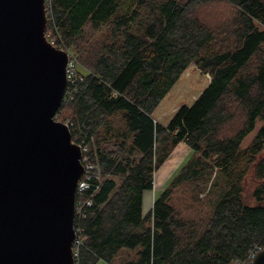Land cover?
I'll return each instance as SVG.
<instances>
[{"label": "trees", "instance_id": "1", "mask_svg": "<svg viewBox=\"0 0 264 264\" xmlns=\"http://www.w3.org/2000/svg\"><path fill=\"white\" fill-rule=\"evenodd\" d=\"M46 5L48 40L77 61L55 118L90 145L89 178L101 179L92 199L77 197L93 203L75 217L76 264H247L264 245V0ZM89 22L106 24L96 40ZM193 65L209 85L159 124L154 111ZM181 142L191 156L144 214Z\"/></svg>", "mask_w": 264, "mask_h": 264}, {"label": "water", "instance_id": "2", "mask_svg": "<svg viewBox=\"0 0 264 264\" xmlns=\"http://www.w3.org/2000/svg\"><path fill=\"white\" fill-rule=\"evenodd\" d=\"M46 0H0V264H75L81 146L55 115L69 53ZM252 264H264V249Z\"/></svg>", "mask_w": 264, "mask_h": 264}, {"label": "rangeland", "instance_id": "3", "mask_svg": "<svg viewBox=\"0 0 264 264\" xmlns=\"http://www.w3.org/2000/svg\"><path fill=\"white\" fill-rule=\"evenodd\" d=\"M209 82L210 75L201 72L194 65L190 66L154 111L155 119L162 124L169 123L181 107L185 105L190 106L196 101L209 85ZM262 125L263 121L259 120L254 130L245 137L242 143L243 147L251 145L257 131ZM191 154L192 152L188 146L181 142L175 147L169 158L160 166L155 176L156 188L152 194L151 191H146V203L143 206L144 214H147L153 207V204L148 206V199L150 200V198L155 197V194L157 197L165 189L171 179L186 164Z\"/></svg>", "mask_w": 264, "mask_h": 264}, {"label": "built area", "instance_id": "4", "mask_svg": "<svg viewBox=\"0 0 264 264\" xmlns=\"http://www.w3.org/2000/svg\"><path fill=\"white\" fill-rule=\"evenodd\" d=\"M46 11L48 12L47 5H46ZM47 37H48V35H47ZM51 43L54 45V42H51ZM76 67H77V61L73 57V54L69 53V62H68L67 69H66L68 82L70 80L74 81L75 73H76ZM72 83H74V82H72ZM89 146H90L89 144H85L84 146H81V152H82L81 162H82L83 167H84V172H83V175H82V177L80 178V180L78 182L77 196H76V205H75V217H76L77 214L82 216V210H83L82 208L85 205H87V206H91L92 205L93 202H92L91 199H92L93 195L96 193V191L99 190L100 184H101L100 177H98V179L96 181H94V182H92L91 178H89V176L91 175V172L95 168V165L92 162V159H93V157H96V153L91 154ZM87 193H90V198L91 199H88L85 202L80 200L77 203V197L78 196L84 197V196H86ZM75 231H76V238L74 240L73 250H74V256H75V260H76L78 258V256H79L78 255L79 254V248H80V246L82 244V239L83 238L81 236H79L80 228L75 229ZM263 249H264V245L255 246L253 249H251L250 252H249V255H248L246 263L247 264H252L253 260L256 258L258 253H260ZM75 264H76V261H75Z\"/></svg>", "mask_w": 264, "mask_h": 264}, {"label": "crops", "instance_id": "5", "mask_svg": "<svg viewBox=\"0 0 264 264\" xmlns=\"http://www.w3.org/2000/svg\"><path fill=\"white\" fill-rule=\"evenodd\" d=\"M102 24V25H101ZM106 24H104V23H96V24H92L91 22H89L88 24H87V26H86V34H87V37H88V39H91V38H93V40H96L97 38H99L98 37V35H99V33H100V31H101V28H103V29H105V26ZM115 27H116V25H114ZM112 27H113V25H112ZM155 113V112H154ZM154 113H153V117H154ZM154 119H155V117H154ZM156 120V119H155ZM157 121V120H156ZM158 122V121H157ZM159 123V122H158ZM159 124H161V125H163V126H166V125H168L169 123H167V124H162V123H159ZM145 203H146V192H145V194H144V202H143V206L145 205ZM153 202H152V198H150V200L148 199V206L150 205V204H152Z\"/></svg>", "mask_w": 264, "mask_h": 264}]
</instances>
